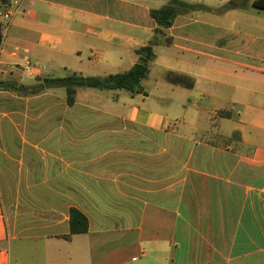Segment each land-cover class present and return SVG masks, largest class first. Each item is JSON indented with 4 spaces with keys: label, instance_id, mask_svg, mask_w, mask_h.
<instances>
[{
    "label": "crops",
    "instance_id": "1",
    "mask_svg": "<svg viewBox=\"0 0 264 264\" xmlns=\"http://www.w3.org/2000/svg\"><path fill=\"white\" fill-rule=\"evenodd\" d=\"M168 2L0 0V100L20 141L0 130V264H264V18L200 35L178 15L141 83L154 68L149 105L144 86L79 88L72 106L63 88L28 93L130 69ZM71 208L88 231L65 239Z\"/></svg>",
    "mask_w": 264,
    "mask_h": 264
},
{
    "label": "trees",
    "instance_id": "2",
    "mask_svg": "<svg viewBox=\"0 0 264 264\" xmlns=\"http://www.w3.org/2000/svg\"><path fill=\"white\" fill-rule=\"evenodd\" d=\"M4 1V0H1ZM200 5L188 4L182 0H170L168 4L149 11L150 17L154 20L156 28L154 34L156 41L152 45H145L135 50L137 61L128 70L109 74L105 77L99 76H81L77 73H70L64 77H45L33 86L28 88V93L35 95L40 94L48 89L63 88L66 95V103L69 106L75 104L76 93L79 88H89L97 90H125L130 95L144 92L142 81L150 72V64L156 58L154 46L160 41L164 44H169L170 37L167 30L173 25L174 20L178 15L187 14L193 10L199 9ZM252 7L264 11V0H253ZM3 40V25L0 22V48ZM13 90H17L16 86H12ZM219 117H230V112L219 111ZM69 226L68 235L63 236L65 239H70L72 235L82 234L88 231V219L76 208H71L69 211Z\"/></svg>",
    "mask_w": 264,
    "mask_h": 264
},
{
    "label": "rangeland",
    "instance_id": "3",
    "mask_svg": "<svg viewBox=\"0 0 264 264\" xmlns=\"http://www.w3.org/2000/svg\"><path fill=\"white\" fill-rule=\"evenodd\" d=\"M160 3H167L169 0H158ZM188 4L192 5H200L202 6H209V11L208 10H203L202 8L193 10L190 12L188 15L189 18L193 20H197L199 23H193L189 25V27L185 30V33L189 34H200V35H207L208 33H212L217 31V27L220 28H226L229 29L232 34L235 32H245V31H252L254 28L252 26V19L254 18H259L262 17L264 18V11L255 9L252 7V4L250 3L251 0H235L238 3L241 2V4H238V6L233 7L230 5V0H182ZM234 1V0H233ZM232 1V2H233ZM206 7V6H205ZM214 8L215 10L219 11L218 13H214ZM0 20H2L0 18ZM3 21V20H2ZM202 23H208V25L202 24ZM215 25V29L213 28L212 25ZM157 39V38H156ZM156 41V40H155ZM152 42H154L152 40ZM198 48H202L201 46H198ZM204 49V47H203ZM156 52L160 53L162 48L157 44L155 46ZM179 56L183 57L184 59L188 58V53L184 51H178ZM174 53H176L174 51ZM193 58L195 59L196 63L200 68L205 67L208 63L209 59L202 57V56H197L195 54H191ZM217 65V62L215 63ZM154 67V66H153ZM156 75V71H154L153 68V74L150 77V80L148 83H146V87L144 86V83L142 86H144V89L146 91V95L149 94V97L146 101V104L149 105L151 100H154V91L155 88L153 87V78ZM237 81V80H236ZM219 89V87H218ZM63 90V89H62ZM88 90V91H97L95 89H89V88H81V91ZM120 92V97L123 98H129L128 92L125 90H117ZM109 92V91H107ZM10 105L8 102L5 100H0V130H2L3 133L6 131H11L12 134V142L11 144L19 143L18 137L15 135V128L13 125L10 124V121L7 117L3 116V113L6 111H9ZM237 111V110H236ZM175 120H172L171 126L174 125ZM212 128H215L214 126L211 125ZM210 127V128H211ZM18 129L21 131L23 129L22 125H19ZM208 139V136L206 137Z\"/></svg>",
    "mask_w": 264,
    "mask_h": 264
},
{
    "label": "built area",
    "instance_id": "4",
    "mask_svg": "<svg viewBox=\"0 0 264 264\" xmlns=\"http://www.w3.org/2000/svg\"><path fill=\"white\" fill-rule=\"evenodd\" d=\"M3 19L5 20V21H8V20H10V18H11V12L8 10L5 14H3Z\"/></svg>",
    "mask_w": 264,
    "mask_h": 264
},
{
    "label": "water",
    "instance_id": "5",
    "mask_svg": "<svg viewBox=\"0 0 264 264\" xmlns=\"http://www.w3.org/2000/svg\"><path fill=\"white\" fill-rule=\"evenodd\" d=\"M152 44H149V46H151ZM18 91H24L25 90V88L23 87V86H19L18 88Z\"/></svg>",
    "mask_w": 264,
    "mask_h": 264
}]
</instances>
